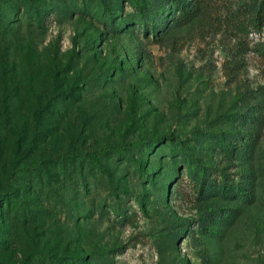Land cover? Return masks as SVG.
Listing matches in <instances>:
<instances>
[{"label": "rangeland", "instance_id": "obj_1", "mask_svg": "<svg viewBox=\"0 0 264 264\" xmlns=\"http://www.w3.org/2000/svg\"><path fill=\"white\" fill-rule=\"evenodd\" d=\"M142 1L0 0V264H264L263 0Z\"/></svg>", "mask_w": 264, "mask_h": 264}, {"label": "trees", "instance_id": "obj_2", "mask_svg": "<svg viewBox=\"0 0 264 264\" xmlns=\"http://www.w3.org/2000/svg\"><path fill=\"white\" fill-rule=\"evenodd\" d=\"M173 1L179 7L180 11H182L183 15L189 14V11H185L183 2H181L180 0H173ZM142 2H143L142 0H135V2H134L135 7L142 9L144 7ZM262 14H264V0L258 6L256 18L258 19L260 16H262ZM140 144H141V142L137 141L134 144L127 147V146H124L122 143L119 142L116 144L104 146V147L100 148L99 150L94 151L91 154H85V155L81 156V158H84V157L93 158L94 156L102 155V154H108V153L125 154V153L130 152V149L139 148ZM28 168L32 169V167H28ZM19 171H21V170H19ZM22 171H24V169ZM222 188L225 192H230L232 190V188L228 184L222 185ZM236 189H237L236 192H238V194H246L247 193V188L238 187Z\"/></svg>", "mask_w": 264, "mask_h": 264}]
</instances>
